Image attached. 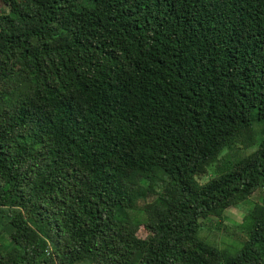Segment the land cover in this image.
<instances>
[{
  "label": "trees",
  "instance_id": "obj_1",
  "mask_svg": "<svg viewBox=\"0 0 264 264\" xmlns=\"http://www.w3.org/2000/svg\"><path fill=\"white\" fill-rule=\"evenodd\" d=\"M0 4V264H264V0Z\"/></svg>",
  "mask_w": 264,
  "mask_h": 264
},
{
  "label": "rangeland",
  "instance_id": "obj_2",
  "mask_svg": "<svg viewBox=\"0 0 264 264\" xmlns=\"http://www.w3.org/2000/svg\"><path fill=\"white\" fill-rule=\"evenodd\" d=\"M3 11V6L0 4V13ZM261 128V127H260ZM212 173V170L210 171ZM213 175V174H210ZM207 176L200 180L201 183L207 182L211 176ZM264 192L258 191L244 203L230 208L221 216H214L203 221V228L200 231V236L204 240L217 245L219 248L227 250L232 254L241 252L244 243L247 239V216L250 210L258 203H262ZM131 219L144 221L145 217L141 213L131 212ZM140 237H146L147 232L141 228ZM7 239V238H6ZM81 264H88L86 262Z\"/></svg>",
  "mask_w": 264,
  "mask_h": 264
}]
</instances>
